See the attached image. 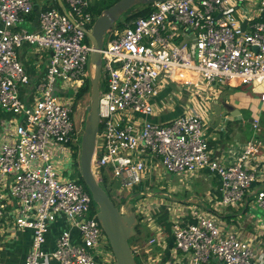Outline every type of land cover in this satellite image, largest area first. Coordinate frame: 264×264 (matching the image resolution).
Segmentation results:
<instances>
[{
	"label": "built area",
	"instance_id": "obj_1",
	"mask_svg": "<svg viewBox=\"0 0 264 264\" xmlns=\"http://www.w3.org/2000/svg\"><path fill=\"white\" fill-rule=\"evenodd\" d=\"M62 1L65 11L43 5L37 29L27 30L18 24L32 13L33 0H0V109L10 114L0 116V231H30L29 249L17 264H42L43 259L56 264H113L90 192L77 176L61 173L66 163L74 167V153H80L83 127L74 118L75 101L88 77L92 45L87 33L96 18L89 10L90 0ZM230 4L231 0L156 1L148 14L122 28L113 26L104 36L92 171L102 180L106 171L119 189L138 186V193L117 197L121 205L135 196L140 221L150 215L140 203V183L149 167L188 176L208 169L219 177L224 208L244 201L256 182L264 159L259 118L251 121L252 137L229 164L210 157L206 122L195 107L189 105L165 123L150 118L175 108L184 84L199 82L205 89L199 100L206 101L212 98L206 87L214 82H264V0H258L248 28ZM24 46L46 57L45 69L34 82L18 58ZM31 84L32 93L25 100L20 87ZM166 85L170 94L156 107L155 99ZM259 98L264 102V91ZM253 207L264 211V186L255 191ZM182 212L178 206L179 220L171 228L173 247L161 264H203L211 258L223 264H263L251 241L233 227L200 209L192 210L193 221L181 222ZM63 224L53 250L46 251L47 235L54 225ZM132 251L139 253L135 246ZM156 260V255H149L142 264Z\"/></svg>",
	"mask_w": 264,
	"mask_h": 264
},
{
	"label": "crops",
	"instance_id": "obj_2",
	"mask_svg": "<svg viewBox=\"0 0 264 264\" xmlns=\"http://www.w3.org/2000/svg\"><path fill=\"white\" fill-rule=\"evenodd\" d=\"M257 3L258 0H231L230 10H233L240 17L243 27L248 28L249 23L252 22L250 17L256 12ZM43 5L62 10V5L58 0H33L32 13L19 23L18 27L27 30L37 29V13ZM20 24H26L27 27H20ZM29 50L28 46L19 48L18 58L25 66L31 81L34 82L42 72L37 67L42 65L39 64L42 59L45 60L46 65V57H41L34 51L31 53ZM230 84L217 87L213 93L210 92L212 98L209 97L210 99L208 98L206 101L195 100L194 97L189 95L188 104L179 102L175 108L160 112L157 116L153 115L150 118L153 121L165 123L182 114L189 105L195 108L199 107L198 111L206 122L204 135L208 141L210 157L220 160L223 164L232 163L236 161L242 152L246 141L252 137L251 121L254 118L260 120V138L264 141V102L259 98V93L264 91V82L259 85H240L238 82ZM32 86L31 84L20 88L21 96L25 100L29 99ZM243 86H247V89H244ZM199 89L205 92L203 87ZM170 91L171 88L169 87V92L164 90L160 93L155 99L156 107H160L164 99L168 98ZM195 101H197V105H195ZM222 102L229 103L230 109L220 108L222 118L219 125L213 127V108ZM0 116L9 118L10 114L0 109ZM155 163L157 162L155 161ZM157 169L158 167L155 169L153 166L149 167V173L145 174L142 182L146 179V175L152 176L150 175L151 170L156 171ZM176 175L179 177L181 184L183 182V188H189L188 182H192L194 195H185L174 200L172 193L161 187L155 190L152 184H147L145 188L140 189V191H143L140 196L142 198L141 206L144 204V207L149 208L148 214L150 215L147 219L139 221L141 226L134 236L132 247L135 246L138 252L144 255L143 259L149 255H156L155 264H161L163 260L170 256L174 241L171 228L174 221L178 219L176 210L180 206L183 210L179 214L181 222L193 221L192 210L200 209L208 216L219 221L221 225L233 227L241 233L242 237L251 241L252 246L258 253L259 261L264 264V228H261V222H264V211L253 207L255 191L264 186V159L261 162L260 170L256 174V182L250 193L246 194L244 201L226 208L220 207V180L216 174L202 168L193 175ZM177 189L178 187H174L175 192ZM171 203L175 205L174 211ZM63 227L64 224L61 228L54 225L51 229L43 245L46 251L53 250L54 239ZM30 236L29 230L24 229L13 232L2 229L0 231V261L9 264L21 263L29 249ZM43 261L42 264H56L53 259H43ZM203 264L223 263L216 258H211Z\"/></svg>",
	"mask_w": 264,
	"mask_h": 264
},
{
	"label": "water",
	"instance_id": "obj_3",
	"mask_svg": "<svg viewBox=\"0 0 264 264\" xmlns=\"http://www.w3.org/2000/svg\"><path fill=\"white\" fill-rule=\"evenodd\" d=\"M62 11L65 6L61 0ZM163 0H117L97 16L87 33V38L92 45L89 59L93 66L90 77V105L84 121V128L80 141L79 173L80 179L90 192L97 205V220L109 241V246L114 257L113 264H138L132 251L130 239L136 235L138 217L135 213V196L127 198L126 202L116 205L109 193L102 187V179L92 171V157L95 150L98 132V98L100 93L99 81L101 77V54L106 32L115 26L116 22L130 9L136 6L150 5ZM221 107L230 109L229 103H219L214 106L212 121L217 127L222 118Z\"/></svg>",
	"mask_w": 264,
	"mask_h": 264
},
{
	"label": "rangeland",
	"instance_id": "obj_4",
	"mask_svg": "<svg viewBox=\"0 0 264 264\" xmlns=\"http://www.w3.org/2000/svg\"><path fill=\"white\" fill-rule=\"evenodd\" d=\"M94 1L95 0H90V3H93ZM19 26L20 27L21 26L27 27L26 24H20ZM191 47H192V45L190 44L189 48L191 49ZM32 50L33 49L30 48L29 51L32 53L33 52ZM43 56L45 57L44 53H43ZM44 61L45 60L42 59L39 63L42 65L37 67V69L42 70V72L45 69ZM92 74H93V66L91 64H89L88 65V77L90 78L92 76ZM102 80H103V78L101 75L100 81H99V86H102ZM239 84L240 85H250V84H242V83H239ZM184 85H186V86H184L182 88V90L180 91L181 98L176 101V105L179 102H181V103L184 102V104H188L189 95H192L195 98V100H199L202 96V94L200 93V90H199V88H201L199 82H197L195 85H192L190 87L187 84H184ZM222 85H225V84H220L218 82H214L211 86L206 87V89H207L206 94L209 92L213 93V91H215L217 87L222 86ZM227 85H231V84L229 83ZM243 88L247 89V86H243ZM164 90L169 92V86L166 85ZM54 93H56V91ZM79 100L80 101H79V103H77L78 105H77L75 113H74V118L78 123H80L81 127L84 128V121H85L86 114H87V108L90 105V89L85 94H83V96ZM195 105H197V101H195ZM196 108H197V110H199V107H196ZM82 119H83V122H80ZM64 167H65V170L63 169ZM78 170H79V166H78ZM76 172H77V168L73 167L72 164H68V163H66V165H64L62 167V170H61V173L67 177L77 176V175H75ZM150 175H152V176L146 175V179L142 183H140L141 188H145L147 184H152V187L155 190H157L158 187L164 188L165 190H167V192L172 193L174 200H177L176 198H181L185 195L186 196L194 195L192 182H190V183L188 182L189 188H183L182 187L183 182L181 184V182L179 181V177L175 173L166 172L161 166H158V169L156 171L151 170ZM103 176H104V179L102 180L101 185L109 193L110 197L112 198V200L115 202L116 205H118V197L117 196L119 194L120 195L127 194V196H130L131 194L138 193V186H134L132 189H129V188L119 189L118 188L119 187L118 181L113 180L106 171H103ZM174 187H178L176 192L174 191ZM181 188H183V189H181ZM116 191H117V194H116ZM168 201H170V199H168ZM135 203H136V201H135ZM94 206L97 207L96 204H94ZM255 212H257V210H255ZM140 222L138 221V224L136 225V230H138L140 228V226H141ZM133 241H134V237H132L130 239L131 246L133 244ZM143 256L144 255L141 253L135 254V259H136L137 263L142 264Z\"/></svg>",
	"mask_w": 264,
	"mask_h": 264
},
{
	"label": "trees",
	"instance_id": "obj_5",
	"mask_svg": "<svg viewBox=\"0 0 264 264\" xmlns=\"http://www.w3.org/2000/svg\"><path fill=\"white\" fill-rule=\"evenodd\" d=\"M117 0H95L93 3L90 4L89 10L91 11L92 15L94 17H97L101 14V12L108 8L110 5H112L114 2H116ZM151 10V6L150 5H142V6H136L132 9H130L129 11H127L122 17L121 19H119L115 26L122 28L125 23H128L130 20L134 19L135 17L138 16H144L146 14H148ZM90 89V78L87 77L84 80L83 85L80 87L77 95H76V101L75 103H79V99L83 96V94H85L88 90ZM78 166H79V156L78 153H74V167L77 168V172L75 175H77V177L79 178V181L83 183V181L80 179V173L78 170ZM84 184V183H83ZM138 230H136L137 232ZM141 264V263H138Z\"/></svg>",
	"mask_w": 264,
	"mask_h": 264
},
{
	"label": "flooded vegetation",
	"instance_id": "obj_6",
	"mask_svg": "<svg viewBox=\"0 0 264 264\" xmlns=\"http://www.w3.org/2000/svg\"><path fill=\"white\" fill-rule=\"evenodd\" d=\"M135 199V198H134ZM138 221H140L139 219H138Z\"/></svg>",
	"mask_w": 264,
	"mask_h": 264
}]
</instances>
